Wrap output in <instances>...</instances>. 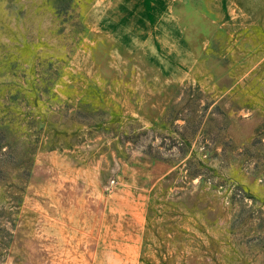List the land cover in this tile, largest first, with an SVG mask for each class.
I'll list each match as a JSON object with an SVG mask.
<instances>
[{"label":"rangeland","instance_id":"obj_1","mask_svg":"<svg viewBox=\"0 0 264 264\" xmlns=\"http://www.w3.org/2000/svg\"><path fill=\"white\" fill-rule=\"evenodd\" d=\"M0 264H264V0H0Z\"/></svg>","mask_w":264,"mask_h":264},{"label":"built area","instance_id":"obj_2","mask_svg":"<svg viewBox=\"0 0 264 264\" xmlns=\"http://www.w3.org/2000/svg\"><path fill=\"white\" fill-rule=\"evenodd\" d=\"M113 181V180H112ZM112 183V182H111Z\"/></svg>","mask_w":264,"mask_h":264}]
</instances>
